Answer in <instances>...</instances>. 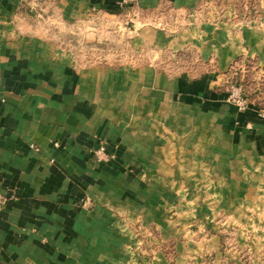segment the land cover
I'll return each mask as SVG.
<instances>
[{
    "label": "crops",
    "instance_id": "0c3cea01",
    "mask_svg": "<svg viewBox=\"0 0 264 264\" xmlns=\"http://www.w3.org/2000/svg\"><path fill=\"white\" fill-rule=\"evenodd\" d=\"M236 2L0 0V264H169L139 222L189 264L264 225V113L223 88L237 58L264 62V32ZM106 40L131 58L83 64L117 57ZM101 140L119 145L105 165Z\"/></svg>",
    "mask_w": 264,
    "mask_h": 264
},
{
    "label": "rangeland",
    "instance_id": "374dc122",
    "mask_svg": "<svg viewBox=\"0 0 264 264\" xmlns=\"http://www.w3.org/2000/svg\"><path fill=\"white\" fill-rule=\"evenodd\" d=\"M226 11L227 10L220 9V18L229 17L227 16L228 13H226ZM233 18H235L240 27L254 28L258 30V32H264V0H237ZM111 28V34L120 37L124 36L123 34H121L123 30L119 27L118 24L111 26ZM127 31H133V27L129 26L127 28ZM67 44L68 45L63 43L61 45L65 49L68 47L72 48V46H76V43L72 39L68 40ZM95 45V47L111 48L117 50V57H90V55H85L84 57H82L83 64H88L93 60L114 61V59H118L117 61H119V59L131 58L129 55L124 56L123 53H121V50L124 49V40L118 42H108V40L100 41ZM77 48L78 47H76V49ZM187 55H189V53H185L182 56L184 62H186L187 64H191V66L196 65L195 59L187 58ZM257 57H259V55H257ZM257 57H255L254 55L241 56L234 60L232 63V68L234 66V69L231 70L227 81L223 84V88L226 97V89H230L229 85L234 84L235 86H240L242 95L250 103L249 108H254L259 112L264 113V62L261 63L262 60L260 57L259 58L261 62H259ZM54 143L57 144L56 142ZM117 150H119L118 143H108L101 140L95 144H92V146L89 148V153L91 159H93L94 162H96L97 164L105 165L108 164V162L115 161L118 158ZM129 156H131L129 158L130 160L128 159L127 161L136 163L135 158H137V154L130 153ZM85 202L88 201H81L82 204ZM190 203L193 204V200H191ZM204 203L206 205V203L208 202L205 201ZM194 205H198V203H194ZM207 208L212 211V205L208 206ZM215 213L218 215V211H216ZM114 220L116 221V219ZM261 220L263 221L264 219ZM214 222L220 223V216H216ZM135 229V234H137L140 238L141 247H139V250L141 249L142 251H144V247H146L147 251L150 253V251L156 249V246L154 244H158V247H161V250L166 255L169 264H187L185 262L175 263L174 256L182 255L180 254L181 250H172L170 244L166 245V243H162V241L159 244L158 241L155 240V238H159V233L156 232L154 228L144 226L139 222ZM251 231V234L243 233L241 235V238L239 240L240 242L242 241L241 246L237 245V248L235 247L230 249L229 247H225L224 245L220 248V243L217 244V247H211L212 245H209L208 249L204 250L202 253L197 254V258H192V261H189V264H264V225H256V227H252ZM116 232L117 236H123V233H121L122 229H119L118 232V229L116 228ZM214 233H216V229L214 230ZM217 235L218 237L220 236V234L218 233ZM145 242H147L146 245L144 244ZM147 244L150 245L151 248H149ZM82 247L85 246L82 244ZM83 250L84 249H82V252ZM117 251L118 250H116L114 253H116ZM178 260L181 261V258H178Z\"/></svg>",
    "mask_w": 264,
    "mask_h": 264
},
{
    "label": "built area",
    "instance_id": "2783aa9c",
    "mask_svg": "<svg viewBox=\"0 0 264 264\" xmlns=\"http://www.w3.org/2000/svg\"><path fill=\"white\" fill-rule=\"evenodd\" d=\"M134 1L135 0H118V6L120 9L127 10L132 7ZM229 88H230L229 90L226 89L225 100L234 104L238 110L248 109L250 107V103L242 95L240 86H235L234 84H232V85H229ZM260 113H263V112H260ZM4 199H5V196L3 192L0 190V211L4 203Z\"/></svg>",
    "mask_w": 264,
    "mask_h": 264
}]
</instances>
